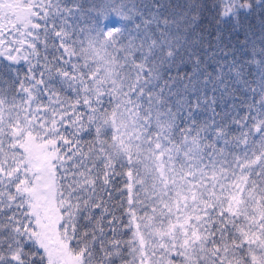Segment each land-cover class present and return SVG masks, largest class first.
<instances>
[{
    "label": "snow or ice",
    "instance_id": "1",
    "mask_svg": "<svg viewBox=\"0 0 264 264\" xmlns=\"http://www.w3.org/2000/svg\"><path fill=\"white\" fill-rule=\"evenodd\" d=\"M205 7L0 0V264H264V0Z\"/></svg>",
    "mask_w": 264,
    "mask_h": 264
},
{
    "label": "trees",
    "instance_id": "2",
    "mask_svg": "<svg viewBox=\"0 0 264 264\" xmlns=\"http://www.w3.org/2000/svg\"><path fill=\"white\" fill-rule=\"evenodd\" d=\"M109 0H83L85 8L88 7H102L103 5L107 4ZM138 4L142 3L143 0H136ZM158 3H163L165 5V12L166 14L170 16H174L176 18H179L180 14L182 13L187 0H156ZM202 2L205 4V9L203 11V14L201 16V19L196 27V29L190 34L189 40L195 38V36L198 33L203 34V39L202 43L205 42H214L212 40L213 37L219 32L221 33V38L223 42L229 43V44H237V47L239 48L238 40L243 39V29L241 30L240 33H236L232 31V25L231 22H227L223 25H217L215 20H216V15H217V10H214L212 8L213 3H218L219 0H202ZM109 26H112L113 24L116 23L115 17H111L109 21L107 22ZM242 25L245 27L251 26V30L254 34L253 38L257 39L260 34H261V27L259 23V18L256 15H253L249 17L247 20L241 21ZM200 47V46H197ZM90 137H86V139H89ZM126 179V177H125ZM116 184L117 186H122L120 185V178H116ZM117 199H119L118 195L116 196ZM127 220V217H125V222ZM131 233H127L124 236V239H127L130 237ZM130 258V257H129Z\"/></svg>",
    "mask_w": 264,
    "mask_h": 264
}]
</instances>
